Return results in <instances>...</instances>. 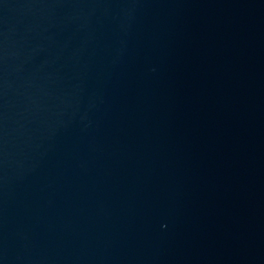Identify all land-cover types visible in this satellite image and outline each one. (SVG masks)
Masks as SVG:
<instances>
[{"label": "water", "instance_id": "95a60500", "mask_svg": "<svg viewBox=\"0 0 264 264\" xmlns=\"http://www.w3.org/2000/svg\"><path fill=\"white\" fill-rule=\"evenodd\" d=\"M0 264H254L145 0H0Z\"/></svg>", "mask_w": 264, "mask_h": 264}]
</instances>
